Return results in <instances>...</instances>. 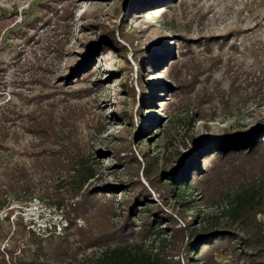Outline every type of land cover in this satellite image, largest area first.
<instances>
[{"label": "rangeland", "instance_id": "obj_1", "mask_svg": "<svg viewBox=\"0 0 264 264\" xmlns=\"http://www.w3.org/2000/svg\"><path fill=\"white\" fill-rule=\"evenodd\" d=\"M0 14L6 16L0 20V105L30 111L37 97L64 98L60 108L73 107L81 154L97 171L77 195L67 192L73 172L63 176L61 203L37 196L24 207L15 199L11 221L21 225L13 230L45 243L67 233L81 240L119 224L124 191L142 186L174 218L164 234L170 264H248L242 253L250 251L243 240L249 228L235 224L227 210L237 192L259 191L249 226L264 241V145L225 159L201 158L202 176L189 190L193 208L177 203L161 183L192 140L264 124V0H0ZM146 64L144 79L154 88L143 115ZM22 124L0 150V168L28 161L19 152L39 142ZM94 185L106 186L99 198L89 195ZM217 222L235 233L233 240L198 260L189 257L190 230ZM59 224L61 233L52 229ZM100 252L91 247L79 257Z\"/></svg>", "mask_w": 264, "mask_h": 264}, {"label": "trees", "instance_id": "obj_2", "mask_svg": "<svg viewBox=\"0 0 264 264\" xmlns=\"http://www.w3.org/2000/svg\"><path fill=\"white\" fill-rule=\"evenodd\" d=\"M5 18V14H0V20ZM108 44L119 46L114 40H110ZM149 66H142L140 73L144 105L139 113L143 115L151 102L150 93L154 88V83L147 84L144 79ZM37 98L36 107L30 111L17 108L10 102L0 105V150L8 148L12 128L19 120L23 122L22 128L39 141L19 152L28 161L16 160L5 163L0 168V264H59L67 261L75 264H170L165 251L169 239L164 234L171 231L167 222H173L174 218L142 186L124 191L128 197L124 198L126 208L119 224L108 229H95L92 234H84L81 240H76L67 233L45 243L34 234L25 235L19 227L13 230V225H21L20 221H11L14 212V207L11 206L15 199L28 203L33 197L40 196L52 203H61L64 200L60 191L62 185L58 183L64 180L63 176L73 172L67 192L77 195L97 172L89 164V158L81 154L78 141L80 119L75 116L73 107L67 109L65 105L66 107L60 108L65 102L64 98H53L49 102L45 98ZM211 137L206 142L192 140L189 153H178L172 169L162 175L166 176L161 185L167 189V194L186 208L194 206L191 205L193 198L189 197V190L195 187V182L202 176L201 173L197 175L202 170L201 158L206 160L216 155L225 159L231 155L253 152L264 145V124L247 130H228L225 135L213 133ZM47 179L58 184L56 189L45 186ZM105 187L94 185L88 190L89 195L99 198V194L105 192ZM255 190L245 188L237 192L231 199L227 216L235 224L249 228L248 235L243 240L250 251L242 253L247 255L244 260L248 264H263L264 241L254 239L256 230L253 231L249 226L252 212L259 207L256 206L259 191ZM93 203L96 206L98 201ZM139 204L142 207H138ZM162 223H166V226L161 227ZM216 224L219 223H213L211 228L204 231L197 228L190 230L186 243L189 257L198 260L197 257L203 256L209 249L224 241L233 240L234 232ZM174 230L172 229L171 234ZM6 240L7 246L3 247ZM91 247H100L101 252L90 258L87 255L79 257L82 251Z\"/></svg>", "mask_w": 264, "mask_h": 264}, {"label": "built area", "instance_id": "obj_3", "mask_svg": "<svg viewBox=\"0 0 264 264\" xmlns=\"http://www.w3.org/2000/svg\"><path fill=\"white\" fill-rule=\"evenodd\" d=\"M34 199H37V196L33 197L30 201H28V203H26V205H25L24 207H29L30 203H31ZM47 228H48V227H46V229H47ZM52 229H53V231H57L58 233H61L62 230H63V227L59 224V225H57V227H53ZM52 229H50V232L52 231ZM38 234L41 235L42 233L39 231ZM47 236H50V234L47 235Z\"/></svg>", "mask_w": 264, "mask_h": 264}]
</instances>
